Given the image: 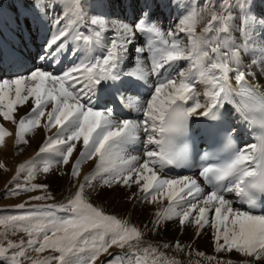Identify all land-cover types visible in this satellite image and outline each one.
Here are the masks:
<instances>
[{
  "label": "snow or ice",
  "instance_id": "6c2138e0",
  "mask_svg": "<svg viewBox=\"0 0 264 264\" xmlns=\"http://www.w3.org/2000/svg\"><path fill=\"white\" fill-rule=\"evenodd\" d=\"M118 3L127 14L103 11L111 0H30L43 29L31 64L0 42V120L14 126L0 123V147L46 133L9 181L8 195L41 194L0 214V264H183L182 253L188 264H233L222 258L233 253L264 264V12L255 0ZM242 133L251 142L237 144ZM196 157L198 174H166ZM66 166L74 193L47 202L48 185L34 181ZM97 187L155 205L151 231L169 221L210 231L216 255L146 243L140 227L91 201Z\"/></svg>",
  "mask_w": 264,
  "mask_h": 264
},
{
  "label": "rangeland",
  "instance_id": "374dc122",
  "mask_svg": "<svg viewBox=\"0 0 264 264\" xmlns=\"http://www.w3.org/2000/svg\"><path fill=\"white\" fill-rule=\"evenodd\" d=\"M111 2H112V7L109 8L110 10L108 12H110V14H112V15L120 16L124 9L121 6H119L118 0H111ZM179 2L181 4H183V3H187L188 0H179ZM193 2H195V0H193ZM12 3L17 5L18 13H17L16 19L15 18L14 19L18 22V24L16 22V25H15L16 27H15L14 21L7 16L8 17L7 18V25L6 24L5 25L8 28V24L10 23L9 25H10L11 31H9V28L6 30L5 27L3 26V30H2L3 32H1V34H3L2 39H5L4 45L16 49L17 52H18L21 45L27 46V48L24 50V52L28 54V56L25 58L26 60H24L25 62H27L30 60V58H32V56H35L34 54H36V51L38 50L37 45L40 44V43H38L39 41L41 42V37L43 35V29H41L37 26L36 22L34 21V18L31 15L30 9L28 7V5L30 4V0H0V13L9 12L8 5H10ZM262 3L264 4V0H255V4H256L255 11L257 13L264 12V8H263ZM54 14L55 13L50 12V15H54ZM172 14H177V10L173 9V11L171 12V15H169V17L173 18ZM166 18L167 17L163 18V22L161 20V23H163V26H164V22H165L164 19H166ZM5 19H6V17L4 19L0 18V23H5ZM167 24H170V23L167 22ZM167 27H169V25H167L166 28ZM0 28H1V26H0ZM164 28H165V26H164ZM6 33L7 34L9 33V34L6 35ZM12 38H13L14 42H12ZM25 41L29 42L31 45H29V47H28L27 44H23V42H25ZM30 46L35 47L34 48L35 52L30 51ZM21 53H23V52H21ZM37 62L39 63V61H37ZM68 65L70 66L69 62H68ZM61 66H62V68L68 67L64 64H61ZM61 66H60V68H61ZM58 67L56 69H58V72H59L60 68H58ZM24 112L25 111L23 110L21 112V115ZM0 123H3L4 127H6L9 131L12 132L11 127L14 128L13 125H11L8 122H3L2 120H0ZM40 130H41L40 131V133H41L40 138L41 139H39V142H38L39 145L34 150V154L38 150L39 146L43 143L45 135H46V133L43 131V129H40ZM52 131L54 132L55 130L53 129ZM47 134L51 135V133H47ZM31 137H32V135H30L28 137V139H31ZM9 145H12L11 146L12 148L15 147L14 136H13V142H11V143H9V142L6 143V140H5V146L0 147V155L3 154V152L5 151L7 146H9ZM132 152H134V155H136L137 152L140 155L142 150L140 148H138V150L135 149V150H132ZM4 157L6 158L7 162L8 161L10 162L9 157H7V156H4ZM30 157H32V156H30ZM28 160H29V157H26V158L24 157V158H20L19 161H16V163L6 164V162H3V160L1 161V159H0V162L4 163L6 168H7V171H5L4 169H0V214L12 213L15 211L14 206L28 200V197L30 195H40L41 194L40 192H33V193H22L19 196L8 195V184H9V181L11 180V178L13 177V175L16 174L17 166L21 163L28 161ZM61 171L68 173V172H70V167L66 166V167L61 168V169L54 168L47 175H43V174L38 175L36 180L34 181L35 183H41V184H47L48 185V192H50L52 194V196L54 197V200L53 201H47V202H56V203L62 202L64 199H66L67 197H69L72 194L71 191H73V190L75 191V184L70 182L69 176H68V179L65 180L66 183L64 185V182H62V180H61L63 177L62 178L60 177V175H64V174H62ZM88 172H82L81 179H82L83 175L87 174ZM20 182L21 183L23 182L22 178H21ZM70 185L73 188L70 189ZM131 191L134 192L135 188H133ZM130 194H131V192L127 189L116 188L113 190H108V189H100L99 187H97L95 190H91L89 192V197H90L91 201L98 207H102L100 204L101 203L100 201L105 202L111 198L113 200V202L110 206H116L115 210L112 209V214L117 215L118 217H120L119 216L120 212L127 211L129 209L138 218H139L138 213L141 212L142 208L150 207L152 210L156 211V208L152 207V205L139 203V202L130 200L128 198ZM44 202L45 201H39V202L33 201L31 203H44ZM138 205H140L141 207H138ZM139 208H141V209H139ZM173 223H176V222L173 221ZM136 226L138 227V225H136ZM174 226H176V225H174ZM174 226H170V229L177 231L178 228H175ZM165 233H166V231L161 230L159 237L164 239L163 236L165 235ZM22 235L23 234H18L17 236L10 237V238L14 239V240H19ZM189 245H190V243H189ZM214 253H215L214 249L212 248V254H210V255H214ZM215 255H216V253H215ZM233 255H238V254L233 253ZM222 258L226 260L227 256H223ZM234 264H239V263H234Z\"/></svg>",
  "mask_w": 264,
  "mask_h": 264
},
{
  "label": "bare ground",
  "instance_id": "6f19581e",
  "mask_svg": "<svg viewBox=\"0 0 264 264\" xmlns=\"http://www.w3.org/2000/svg\"><path fill=\"white\" fill-rule=\"evenodd\" d=\"M8 10H9V12L0 13V18L1 19H4L6 17L5 23H0V26H1V28H0V42H3V43H5L4 42L5 39H2L3 38L2 37L3 34H1V32H3L2 31L3 30V26L5 27L6 30L9 28V31H11L10 30V25H9L10 23L8 24V28L6 27L7 18L9 17L10 19H12L14 21V23H15L14 26L16 25V22H17L15 20L16 16H17V13H18L17 5H15L13 3L8 5ZM109 10H110L109 8H104L103 9V11H105L107 13H110V12H108ZM122 14H127L125 9L121 13V15ZM172 16H173V18L169 17L168 12L165 11L163 13V15L161 16V18L163 20V18L167 17L166 19H164V21L166 22V24H167V22H169L170 24H168V25L170 26L173 23V21L176 19L177 14H172ZM17 24H18V22H17ZM8 34L6 33V35H8ZM12 42H14L13 38H12ZM38 43H40V41ZM23 44H27L28 47H29V45H31L29 42H26V41L23 42ZM26 48H27V46L21 45L19 50H18L19 55L21 56V58L23 60H26L25 58L28 56V54L24 52V50ZM34 48L35 47L30 46V51L31 52H35ZM21 52H23V53H21ZM33 57L34 56H32V58ZM32 58H30V60L27 61L28 64H31ZM63 64L69 67L68 61H65ZM60 66L61 65H59L58 68H60ZM62 69L63 68L61 66L60 71ZM56 71H58V69H56ZM23 110L27 111V109H22L21 112ZM125 111H128V110L125 109ZM133 115L135 116V114H133ZM11 128H12V132L14 133V128L13 127H11ZM40 131L41 130L38 129L35 132V134L32 135L31 139H29V144H21L19 146V148H17L16 146L14 148H12L11 147L12 145L7 146V148L5 149V151L2 154L3 156L0 155L1 161L3 160V162H6V164H8V163H16V161H19L20 158L29 157V159H30L31 158L30 156L33 157L35 155L34 154V150L39 145V143H38L39 139H41L40 138L41 137ZM13 136L5 138L6 143L7 142H9V143L13 142ZM239 138H241V140H243L242 143L244 141L251 142V140H250V138H249L247 133H242L241 137H239ZM138 148L143 150V145L138 146L136 148V150H138ZM130 151H131L132 154H134V152H132V150H130ZM136 155H139L138 152H137ZM140 155H142V152H141ZM4 156L9 157L10 162L9 161L7 162L6 158ZM93 166H94V164L92 162H89V163L85 164L83 166L82 170H81V174H82V172L90 171ZM61 173H65V172L61 171ZM60 177L61 178L63 177L61 180H62V182H64V185H65V183H66L65 180L68 179V175L64 174V175H60ZM71 188H73V187L70 185V189ZM73 192H74V190L71 191V193H73ZM100 202H101L100 204L104 208V210L106 212L110 213V214H112V209H114V210L116 209V206H110L112 204V202H113V200L111 198L109 200L105 201V202H102V201H100ZM236 206H237V204H236ZM138 207H141V206L138 205ZM152 207L156 208L155 205H152ZM139 209H141V208H139ZM154 213H155V210H152L150 207H147V208H142L141 212L138 213L139 218L135 214H133L130 209L127 210V211L120 212L119 216L121 218L128 219L132 224L138 225V227H140L141 230L145 232V242L146 243H152V244L165 243V242L174 243L176 240H179L182 244H185V245H189V243H190L192 249H194V250H199V251L205 252L207 255L212 254L213 246H212V241H211V233L209 231H206L205 234L197 237L195 235V231H194V229L192 227H190V226L186 227V229L184 231H181L180 228H179L178 223H173V221L167 222L166 226L162 225L158 231H151L150 221L154 218ZM145 225H148L149 227H144ZM174 225H176V226H174ZM170 226H174L175 228H178L177 231L170 229ZM161 230L162 231H166L165 235L164 236L162 235L164 239L159 237V234L161 233ZM168 254L169 255H174L176 253H174L173 250L170 249V250H168ZM176 255L179 256V258L182 260L183 264H188L189 257H188V255L186 253L176 254ZM214 255H215V253H214ZM193 259H196V257H193ZM227 259H231L233 261V264H234V263H239L242 258L239 257L238 255H233L232 254L231 256H227L226 260Z\"/></svg>",
  "mask_w": 264,
  "mask_h": 264
}]
</instances>
